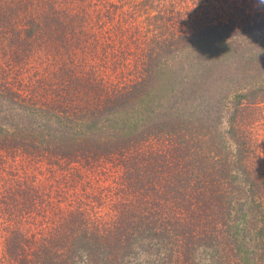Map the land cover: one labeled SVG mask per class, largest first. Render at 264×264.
Listing matches in <instances>:
<instances>
[{
  "label": "trees",
  "instance_id": "1",
  "mask_svg": "<svg viewBox=\"0 0 264 264\" xmlns=\"http://www.w3.org/2000/svg\"><path fill=\"white\" fill-rule=\"evenodd\" d=\"M260 22L213 0H0V166L43 162L57 188L12 174L0 264H264V174L250 161L263 91L235 95V158L217 171L169 64ZM108 163L121 172L103 187L87 170ZM76 172L65 206L55 183Z\"/></svg>",
  "mask_w": 264,
  "mask_h": 264
},
{
  "label": "rangeland",
  "instance_id": "2",
  "mask_svg": "<svg viewBox=\"0 0 264 264\" xmlns=\"http://www.w3.org/2000/svg\"><path fill=\"white\" fill-rule=\"evenodd\" d=\"M213 1L215 6L220 8L227 17L235 13L236 9H246L249 14L264 11V0ZM259 25V28L253 32H243L238 38L231 35L226 40L227 48H218L212 50L211 53L206 51L199 53L193 47L187 46L177 55L169 57V64L175 69L177 78L179 76L182 78L177 100H186L189 104L193 103L195 134L205 145L206 148L203 152H206V156L215 165L214 168L217 171L219 166H229V163L232 166L231 162L235 158L234 146L227 132L235 103L234 97L238 93H248L259 87L263 92H259L257 105L253 107L255 112L259 114V120L258 123H255L257 136L250 161H259L261 172L264 174V24L260 22ZM105 44L107 43L103 45ZM204 46L202 48L207 49ZM111 79L117 80L118 78L112 75ZM255 112L253 111V117L256 116ZM98 169V171H102L98 176L94 174V170H87V172L92 174V178H96V182L102 181L103 187L109 185L114 177L121 172L119 167L109 163L103 164ZM52 172L53 170L48 169L43 162L22 167L21 163L17 161L7 167V173L6 171L3 172V168L0 166V191H4L7 185L12 184V174H15L25 178L29 176L33 180L35 178L36 184L37 182L43 183L46 193V184L57 192V188H53ZM117 172L119 173L117 174ZM76 173H78L75 174L77 178H69L65 185L61 181L55 183V186L62 185L67 189V195L59 194L57 198V201L63 202L65 206L69 205V199L75 196L74 190L77 189L74 187L79 180L78 176L81 175L80 172ZM88 179H90L89 176ZM233 187H237L234 191L238 190V195L241 192V197L244 199L245 191L240 189L236 183L233 184ZM261 201L264 202V192ZM50 217L48 215L47 218ZM42 221L50 223V219L40 217L37 220L38 224ZM257 255H260L259 251L255 258Z\"/></svg>",
  "mask_w": 264,
  "mask_h": 264
}]
</instances>
